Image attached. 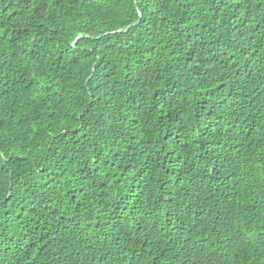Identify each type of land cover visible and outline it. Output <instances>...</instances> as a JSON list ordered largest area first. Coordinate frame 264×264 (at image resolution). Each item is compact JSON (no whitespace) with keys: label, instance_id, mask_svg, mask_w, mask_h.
<instances>
[{"label":"trees","instance_id":"trees-1","mask_svg":"<svg viewBox=\"0 0 264 264\" xmlns=\"http://www.w3.org/2000/svg\"><path fill=\"white\" fill-rule=\"evenodd\" d=\"M0 264H264V0H0Z\"/></svg>","mask_w":264,"mask_h":264}]
</instances>
